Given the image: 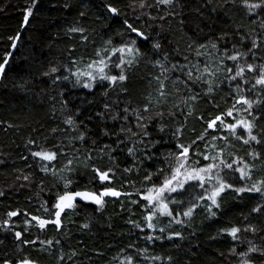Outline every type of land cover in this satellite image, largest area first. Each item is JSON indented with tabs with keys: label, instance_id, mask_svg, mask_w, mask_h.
I'll return each mask as SVG.
<instances>
[{
	"label": "trees",
	"instance_id": "trees-1",
	"mask_svg": "<svg viewBox=\"0 0 264 264\" xmlns=\"http://www.w3.org/2000/svg\"><path fill=\"white\" fill-rule=\"evenodd\" d=\"M250 2L256 3L259 0ZM107 3L119 7L121 16L110 17L104 8ZM138 4L139 0H0V62L6 52H12V41L9 37L19 36L5 75L0 78V161L3 162L0 163V191L5 193L0 197V223L7 219L9 211L16 210H20L22 215L13 217L12 225L25 227L24 220L29 217L23 213L47 218L41 204L49 201L51 207L50 192L54 195L62 187L51 173L41 172L37 161L29 155V148L36 150L34 145H28L30 138L44 148L54 145L64 148L67 155L61 157L55 167L59 169L68 159H73L76 173L72 178L77 181L78 189L93 187L89 183L92 180L91 167L84 166V157L90 152L96 166L102 169L113 168L116 171L115 183L110 186L122 192L135 193L136 189L150 186L142 183L146 173H155L157 168L167 170L164 156L168 152H175L176 141L167 133H158L153 127L150 129L153 138L161 141L150 153L154 159H145L140 152L136 157L128 156L127 147L132 146L131 144L122 145V150L118 149L114 153L115 163L107 155L99 159V149L103 145L116 147L115 136L102 135L104 129L112 133L121 127L122 121L112 120V115L120 112L129 102L132 107H141L146 102L145 98L151 94L153 106L150 114L163 111V122L169 129L175 130L183 125V135L179 143L187 145L204 132V121L199 119L201 115L207 120L231 108L234 102L229 96L232 88L225 80V73L221 71L215 78L220 87L212 97L203 96L206 90L203 85L195 86L194 90L201 94L202 99L195 103L190 102L192 114L187 116L189 108L181 103L189 95L188 88L182 83L186 79L185 75L178 69L168 72L169 79L165 81L167 99L158 101L159 84L154 78L161 74V69L154 62L161 60L166 68L171 69L173 64L184 65L188 61L195 64L199 60L202 71L203 61L213 70L223 61L227 67L234 69L236 62L224 58V42L217 40L224 33L229 40L236 42L238 51H247L251 39L260 38V47L255 51L257 57H264V28H261L264 13L250 16L241 0H235V3H231V0L228 3L225 0H173L171 6L159 7L156 6V0H146V4L151 7L144 8H140ZM28 6H32V15L29 22L24 24L23 18ZM197 8L199 11H196ZM80 12L85 15L81 17ZM136 17L139 19H135ZM124 18L150 37L148 41L132 37L137 39V46L143 55L127 70L128 80L124 84L127 93L119 87L115 90L106 89L107 82H98L91 90L74 86V78L71 77L67 81L60 79L53 83L55 76L69 75L65 66L71 68L72 59L82 58L83 63H87L96 59L97 50H110L112 46H119L129 39L121 23ZM196 25L204 30L205 35L199 38L196 36ZM73 26L86 30L83 34L87 36L86 41L81 38L80 33L67 32ZM240 37H245L243 44L240 43ZM109 39L112 40V45L106 44ZM194 40L198 43L216 41L219 50L209 46L199 49L202 55L197 56L196 44H192ZM156 42L161 44L162 51L152 48V44ZM189 44H192L191 48ZM228 47L231 49L230 43ZM165 52L168 54L167 61L163 60ZM243 62L242 59L240 63ZM248 62H252L250 57ZM53 66L60 71L52 76H44L43 73ZM247 76L251 79L252 74ZM177 77L180 82L174 83ZM106 90L107 96L103 95ZM247 95L250 99L258 98L254 93ZM62 99L68 101L67 107L63 109ZM259 99L264 101V96ZM105 103L111 104L113 111L99 118L96 114L103 111ZM174 105H180L183 113ZM253 107L256 108V105ZM77 110L79 115H76ZM260 110L264 111V104ZM169 111L175 112L176 116L169 117ZM68 115H73L76 123L80 125L79 132L87 133L84 143H70L78 132L73 130L75 126L69 128L64 124L63 121ZM228 122H232L231 118H228ZM131 123L134 124V119ZM53 129L57 131L53 132ZM261 129H264V120L258 122L254 134L259 136ZM219 135L227 133L210 130L207 139L198 142L199 150L207 154L210 149L205 145H211L212 137ZM93 140L97 142L95 146L92 144ZM217 147H225L226 154L234 152L236 156L249 160L246 154L252 150L264 153V145H244L242 141L232 137L229 138L228 145L218 141ZM25 156L28 157L27 160L21 158ZM192 159L197 160L200 157L193 154ZM201 163L208 162L201 160ZM125 168H133V171L125 173ZM257 168L259 169V162ZM24 175H30V180H23ZM18 176L21 178L17 179ZM260 178H264V171L258 170L253 175V181ZM154 182L158 184L160 181L154 177ZM195 194L194 192L193 196ZM130 199L136 200L138 196L133 194ZM130 199L106 198L103 209H98L91 203L77 201L75 210H66L62 231L57 232L49 226L41 232L36 227H31L24 235L25 239L39 237L40 240H59V245L42 246L37 243L35 246H24L23 254L30 255L39 264H120L126 256L134 257L135 264H169L168 257L172 258L171 264H239L238 256L230 254L234 244L237 245L238 252L247 249L248 241L264 249V213L250 215L251 209L262 202L259 195L248 194L238 200L233 193H227L223 196L221 209L216 217L210 218L203 208H199L190 221L184 218L187 221L184 225H169L168 218L162 217L158 228L166 226L167 231L161 234L157 230L155 235L167 237L169 232L179 231L183 238H165L154 242L145 239V234L151 230L145 228L141 232L128 223L131 219L143 225L144 215L142 208L131 204ZM244 216H249V219L244 220ZM84 224H88V228H83ZM247 224L256 226L260 231L255 235L241 232L240 239L244 243L234 242L227 235H218L221 228L233 225L243 228ZM144 249H147L146 253H142ZM19 255L21 253L18 242L14 240L12 233L0 229V258L7 256L11 259ZM62 255L64 259L60 260ZM69 256L72 258L69 259ZM157 256L163 259H152ZM249 258L253 264H264V256L259 252L249 253Z\"/></svg>",
	"mask_w": 264,
	"mask_h": 264
},
{
	"label": "snow or ice",
	"instance_id": "snow-or-ice-1",
	"mask_svg": "<svg viewBox=\"0 0 264 264\" xmlns=\"http://www.w3.org/2000/svg\"><path fill=\"white\" fill-rule=\"evenodd\" d=\"M226 3L229 0H225ZM231 3H235V0H231ZM242 6L247 10V13L251 16L255 14L260 16L264 13V0L251 3L250 0H241ZM173 4V0H156V6ZM135 6V5H134ZM138 6L140 8L151 7L146 4V0H139ZM67 7V5H65ZM105 11L112 18H118L121 16V9L114 6L112 3L104 5ZM196 11H199L197 8ZM215 11V9H212ZM32 15V9L28 8L25 12L23 23L29 22V17ZM84 12H80V16H84ZM135 19H139L136 17ZM163 19V17H161ZM255 22V21H253ZM125 31L129 35V39L123 41L119 46H112L110 50L105 48L103 50H97L95 55L96 59H92L87 63H83V59H72L70 62L72 67H66L65 70L69 75L63 77L57 75L53 80L55 83L57 80H69L73 79V85L79 86L85 89H93L97 86L98 82H107L106 89L115 90L117 87L121 91L127 93V88L124 87L125 82L128 80L127 70L131 68L143 55L140 48L137 46V39L133 36L148 41L150 37L142 31L140 28L134 26L127 18L121 20ZM184 23L183 21L181 22ZM261 28H264V20L261 21ZM196 36L199 38L204 34V30L196 25ZM85 29L79 26H73L68 28L67 32L80 33L81 38L87 40V36L83 35ZM124 33H120L123 35ZM19 36L9 37L12 41L11 47L15 49L17 47L16 41ZM245 37H240V43L243 44ZM260 38H252L250 41V47L247 51L236 50V42L229 40L227 34L224 33L217 37V40L224 42L223 56L228 61L236 62L234 69L227 67L223 61L220 65L215 67V70L210 68L208 64H204L201 71L200 62L197 60L195 64L188 61L184 65L173 64L172 68H166L161 60H156L154 64L159 66L161 74L154 79L159 84L157 89L158 101H164L167 99L166 84L165 81L169 79L167 73L178 69L182 72L186 79L182 81L184 86L188 88L189 95L181 103L189 108L187 116L192 114L191 103H195L202 99L201 94L194 90L195 86L203 85L205 91L203 96L212 97L215 91L220 87V84L216 83L217 73L223 71L225 73V80L228 81L229 87L232 88V92L229 96L233 99V105L226 111L220 112L214 117H210L205 120L204 116L199 117L204 121V132L197 135L195 140H192L189 144L185 145L179 143L183 135V125L177 127L175 130L169 129L164 124L165 113L163 111H156L151 113L153 102L151 94L146 97V102L141 107H132L131 103L127 104L121 109L120 112H116L110 118L112 120H121L122 124L118 131L110 133L107 129L102 131L103 136L113 135L116 137V147L105 144L99 149V159H103L107 155L109 160L115 163L114 153L121 149L122 145L131 144L127 147V155L136 157L140 152L144 155L145 159H154V156L150 153L159 144L160 140L154 139L151 128L160 134H169L170 138L175 140L174 144L175 152H168L164 156V161L167 162V170L165 168H157L155 173L149 172L144 176L142 183L150 185L143 189H136L135 193L122 192L117 188L110 186L115 183L116 171L113 168L102 169L96 166L95 161L90 152L86 153L84 160L85 168L91 167L92 180L89 182L93 187L91 189L85 188L80 190L76 187L77 181L72 178V175L76 173V167L73 159H68L67 162L59 169L55 167V164L61 157L67 155L64 148L61 145H54L51 148L42 147L35 139L30 138L28 145H34L36 150L29 148V155L35 159L38 163L40 171L43 173H51L53 177L57 179L59 187L55 194L50 192L51 207H49V201H43L41 207L47 218L41 216L31 215L23 213L29 218L24 220V230L14 231V226L11 224L13 217H19L22 215L20 210L9 211L7 213V219L0 223V229L5 232H12L13 238L18 242V250L21 255L9 259L7 256L0 258V264H39V262L33 259L30 255L23 254L24 246H35L37 243L44 246H52L53 244L59 245V240H40L25 239V233H28L31 227H36L39 231L44 232L49 226L55 228L57 232L62 231L63 217L66 215V210H75L77 207V201L87 204L91 203L97 206L98 209H103L106 203V198H131L133 194L138 196V199L131 200L130 203L142 208L144 215L143 225L135 220H129L128 223L134 228L139 229L141 232L145 228L151 230V232L145 234V239L148 241H156L161 239L171 240L173 237L183 238L182 232L175 231L169 232L167 237L163 235H155L158 230L163 234L167 231V227H159L158 223L160 218H168L169 225H184L187 221H190L197 209L203 208L208 216L216 217L217 212L221 209V201L223 196L227 193H233L235 198L242 200L245 195L256 194L261 198V203H258L251 209V214L260 215L264 213V178L256 179L253 181V175L256 171H264V153L256 150L248 152L246 155L250 158L238 157L234 152H227L225 147H217L218 141H223L225 145H228L229 138H235L242 141L244 145H264V129L260 130V135L254 134V130L257 128L258 122L264 120V111H261V105L264 101H261L259 97L264 96V57H257L256 49L260 47ZM231 44V49L228 45ZM107 45H112V40L106 41ZM192 44H196L197 56L202 55L199 49L211 47L212 49L219 50V45L216 41L209 40L208 43H198L193 41ZM189 44V48L192 47ZM152 48L162 51V46L159 42L152 44ZM71 49L69 56L71 57ZM231 51V54L229 52ZM103 53V54H102ZM13 56L12 52H6L3 61L0 62V78H3L6 72V67L9 64ZM249 57L252 62H248ZM243 63H240L241 60ZM163 60H168V54L165 52ZM259 60L260 62H257ZM83 63V66H80ZM74 69V70H73ZM186 69V71H185ZM115 70V71H114ZM60 71L57 67H50L48 72L43 73L44 76H52ZM252 74L251 79L247 74ZM163 77V79H161ZM180 82V78L177 77V81ZM220 83H223L221 81ZM259 90V91H258ZM247 93H254L258 98L250 99ZM103 95L107 96L106 90ZM63 97V93H61ZM210 102H213L210 100ZM214 103V102H213ZM68 101L61 100V108H66ZM256 105V108L253 106ZM174 107L180 109L183 113V109L180 105H174ZM218 108L219 106L216 105ZM112 105L105 103L103 105V111L98 112L96 115L99 118H103L106 113L112 112ZM234 113L236 115H234ZM76 115H79L77 110ZM169 117H175L176 113L173 111L168 112ZM239 117V118H237ZM228 118H231L232 122H228ZM134 119V124L131 121ZM187 119V117H185ZM64 124L69 128H73L78 134L72 138L73 141H79L84 143L87 133L79 132L80 125L76 123L73 115H68L64 119ZM83 123V122H81ZM127 125V126H125ZM135 129V130H133ZM226 132L227 135H219L212 137L211 145L206 144L205 147L210 149L206 154L204 151L199 150L198 142H203L207 139L209 131ZM53 132L57 129H53ZM123 137V139H121ZM163 137L161 136V139ZM96 141L93 140V146L96 145ZM79 151V149H76ZM195 154L200 159L193 160L192 156ZM27 160L28 157H21ZM78 159V158H77ZM207 161L208 163H201ZM259 162V169L257 163ZM0 163H3L0 161ZM31 167V165H29ZM125 173H130L133 168H125ZM154 177L160 182L157 184L154 182ZM21 177H17L20 179ZM23 180L29 181L30 175H24ZM249 181H252L249 183ZM43 183V182H41ZM134 185V182H132ZM98 185V187H96ZM239 185V186H237ZM23 186V185H22ZM123 187V185H121ZM196 193L193 196V193ZM5 193L0 191V197ZM39 195V194H37ZM187 218V221L186 219ZM249 216H244V220H248ZM83 228H88V224H84ZM260 229L256 226L247 224L243 228L233 225L228 228H221L218 231V235L230 236L232 241L244 243L240 239L241 232H251L255 235ZM215 237H213L214 239ZM248 247L245 251H237V245L230 249V254L238 256L239 264H253V261L249 258V253L259 252L261 256H264V249L256 247L252 241H248ZM129 247H132L129 245ZM147 249L142 250V253H146ZM75 255V252L72 253ZM223 255V254H221ZM72 257L69 256V259ZM63 255L60 260H63ZM115 259V258H114ZM153 260H161L162 257H152ZM169 264H171V257L167 258ZM120 264H135L134 257L126 256Z\"/></svg>",
	"mask_w": 264,
	"mask_h": 264
},
{
	"label": "rangeland",
	"instance_id": "rangeland-1",
	"mask_svg": "<svg viewBox=\"0 0 264 264\" xmlns=\"http://www.w3.org/2000/svg\"><path fill=\"white\" fill-rule=\"evenodd\" d=\"M29 7V6H28ZM29 8L32 9V6H30ZM103 54V53H102ZM212 62V61H211ZM204 64H206L204 61H203ZM209 66V65H208ZM210 67V66H209ZM211 68V67H210ZM42 217V216H41ZM16 229L14 231H22L23 230V226L20 225V226H16V225H13ZM12 233V232H11Z\"/></svg>",
	"mask_w": 264,
	"mask_h": 264
},
{
	"label": "water",
	"instance_id": "water-1",
	"mask_svg": "<svg viewBox=\"0 0 264 264\" xmlns=\"http://www.w3.org/2000/svg\"><path fill=\"white\" fill-rule=\"evenodd\" d=\"M30 17H31V16H30ZM30 17H29V18H30ZM13 51H14V49L12 48V53H13Z\"/></svg>",
	"mask_w": 264,
	"mask_h": 264
},
{
	"label": "bare ground",
	"instance_id": "bare-ground-1",
	"mask_svg": "<svg viewBox=\"0 0 264 264\" xmlns=\"http://www.w3.org/2000/svg\"><path fill=\"white\" fill-rule=\"evenodd\" d=\"M53 194V193H52ZM48 198V197H47Z\"/></svg>",
	"mask_w": 264,
	"mask_h": 264
}]
</instances>
